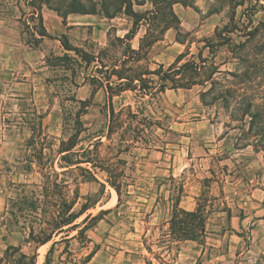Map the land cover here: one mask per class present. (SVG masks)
Returning <instances> with one entry per match:
<instances>
[{
  "label": "rangeland",
  "instance_id": "1",
  "mask_svg": "<svg viewBox=\"0 0 264 264\" xmlns=\"http://www.w3.org/2000/svg\"><path fill=\"white\" fill-rule=\"evenodd\" d=\"M24 1L30 8L16 12L15 0H0V213L16 185L41 182L36 167L25 169L32 136L56 160L71 132L65 117L85 106L84 126L96 130L112 107L123 123L102 140V153L121 152L127 185L119 204L106 186L88 211L105 213L87 239L55 245L50 263L79 264L91 254L85 264H237L229 241L241 238L242 258L251 234H264V0ZM41 4L63 18L96 12L87 35L71 36L81 47L64 39L89 64L40 42ZM64 54L70 61L55 59ZM98 190L80 185L82 195ZM185 195L187 209L204 205L206 233L195 243L168 236L172 206ZM3 235L0 258L21 240ZM49 246L38 248L36 264ZM263 250L253 264H264Z\"/></svg>",
  "mask_w": 264,
  "mask_h": 264
},
{
  "label": "trees",
  "instance_id": "2",
  "mask_svg": "<svg viewBox=\"0 0 264 264\" xmlns=\"http://www.w3.org/2000/svg\"><path fill=\"white\" fill-rule=\"evenodd\" d=\"M53 10L61 15L58 9ZM75 13L96 14L95 11L88 12L86 10H79ZM105 17L111 18L106 13ZM39 23L41 29L37 34L39 39H51L42 26L41 17ZM64 39L62 37L60 41L64 51H73L86 64L91 62V60L83 58V52L71 48ZM79 54L81 56H78ZM55 59L70 61L71 57L64 54ZM186 67L187 64H184L181 68L186 70ZM199 68L200 66L198 67L197 64L193 67L194 71ZM121 79L118 78V80ZM160 80L162 82L171 81L168 77H160ZM180 85L179 88H184L183 84ZM164 86L162 84L163 88ZM79 103L83 105V102ZM109 108V112L104 113L107 117L106 123L96 130H90L84 126L81 118L86 114L85 106L82 107L83 110L70 114V118L65 117L64 128L70 127L71 132L67 138L60 141L56 151V160L45 154L46 147L43 142L36 140L34 136L28 140L27 149L34 151L33 153L36 155L27 156L25 169L31 171L36 167L39 170L41 182L31 185L18 184L14 187L13 195L7 199L3 211L0 213V231L3 230L7 235L19 234L21 240L17 246H6L3 256L0 258V264H36L38 248L47 244L50 246L44 256L43 264H51V254L55 245L64 243L66 249L73 240L82 242L87 239L86 231L93 223L100 220L101 214L105 213L102 211L98 215L92 216L88 211L94 209L104 197L106 186L116 193L119 204L122 189L127 185L125 176L119 168L124 162L118 159L120 151L113 157L104 155L102 153L104 141L102 140L109 141L113 134L120 131L123 123L122 111L115 113L112 107ZM82 133H86L83 138L81 137ZM56 168L60 171H57ZM98 172L105 175L103 181L96 177ZM83 183L96 184L99 187L98 192L93 195H82L80 185ZM178 203L179 201L172 206V215L168 220V236L174 242H197L206 233L204 205L197 204L192 211H185L178 207ZM7 235L2 236L3 241L6 240ZM23 245L32 247V253H24ZM90 257L91 254L79 264H85ZM70 264L77 263L70 262ZM196 264H200V262Z\"/></svg>",
  "mask_w": 264,
  "mask_h": 264
},
{
  "label": "crops",
  "instance_id": "3",
  "mask_svg": "<svg viewBox=\"0 0 264 264\" xmlns=\"http://www.w3.org/2000/svg\"><path fill=\"white\" fill-rule=\"evenodd\" d=\"M26 3L24 0H15V5L13 6V11L20 12L23 8H30L29 6L25 5ZM24 11V10H23ZM40 17L42 26L47 33V35L51 36V39L43 38L39 39L41 43H46V40L55 42L56 44L60 45V41L62 37H66L70 43H72L73 47H81L79 41H75V39H71L72 37L76 36H85L88 34L89 27L94 25V21L97 20L98 15L96 14H67L65 18L59 15L56 11L47 6L41 4L40 6ZM29 13V12H28ZM38 13V12H37ZM31 15L32 12H31ZM105 17V16H104ZM103 18V20H105ZM32 52H35L32 50ZM187 198L188 196L181 197L178 207L185 211H192L187 209L185 205H187ZM168 224V221H167ZM240 237L237 236V240H230L228 243V250L230 253L233 254L234 258H237V264H253L257 262V258L255 255L260 253L262 249H264V234L261 236L259 234L252 233L249 237L251 241L249 246L246 248V254L244 257L241 258L242 253L237 254V249L239 250V241ZM195 241H183V243ZM180 243V242H179ZM264 251V250H263ZM202 252V247L198 251V257ZM246 259V260H245ZM239 261V262H238ZM175 264H179L178 261ZM194 264V263H192Z\"/></svg>",
  "mask_w": 264,
  "mask_h": 264
}]
</instances>
